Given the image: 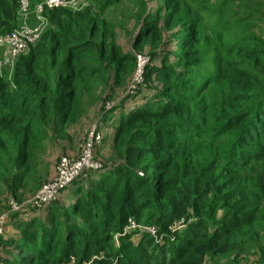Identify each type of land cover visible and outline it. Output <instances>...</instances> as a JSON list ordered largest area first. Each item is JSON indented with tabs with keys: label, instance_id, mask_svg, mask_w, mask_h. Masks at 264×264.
<instances>
[{
	"label": "trees",
	"instance_id": "1",
	"mask_svg": "<svg viewBox=\"0 0 264 264\" xmlns=\"http://www.w3.org/2000/svg\"><path fill=\"white\" fill-rule=\"evenodd\" d=\"M20 1L0 0V36L23 22ZM129 1L133 47L164 36L174 45L146 70L162 87L147 86L149 104L120 118L114 144L122 165L78 178L60 195H71L68 205L32 208L20 189L37 141L66 131L93 78L122 85L132 71L134 58L102 17ZM155 1L46 9L40 40L13 68L0 62V187L9 212L11 199L23 205L9 215L19 234L0 238V264H206L232 253L264 264V37L257 35L264 21L253 8L238 13L241 0H222L234 16L227 31L236 33L217 34L212 67L200 79L202 13L213 0ZM131 218L154 227L156 238L140 231L137 243L125 236L118 248L113 236Z\"/></svg>",
	"mask_w": 264,
	"mask_h": 264
},
{
	"label": "rangeland",
	"instance_id": "2",
	"mask_svg": "<svg viewBox=\"0 0 264 264\" xmlns=\"http://www.w3.org/2000/svg\"><path fill=\"white\" fill-rule=\"evenodd\" d=\"M159 2L157 6L161 4V0H156ZM31 5L33 3L38 4L36 0H30ZM241 6L236 8V11L240 14L246 12L247 8H253V10L261 15V20L264 21V0H241ZM192 5L197 4V0L191 1ZM34 5V6H35ZM234 6L233 4L231 5ZM219 8L222 10L219 12ZM136 11L134 3L129 1L128 3L120 4L117 7L105 10L103 14V19L111 25V32L114 35V39L118 42L121 50L124 54L130 55L134 58V61L130 63L131 72H126L121 77V82L125 80L124 84H117L115 79H107V75L94 79V83L85 88V95L82 100H78V111L71 121L70 125L67 127L64 133H61L59 137H54L53 139H43L36 143V149L34 150L31 158V173L25 180L23 187L20 189L24 197V203L32 207L33 199L36 197L41 188L53 182L57 177V166L61 158L69 157L72 160H79L82 156V146L85 144L83 137L84 133L92 127L95 121L99 120L100 125H98V130L101 129V140L96 147L94 158L101 163L102 168L98 171L104 170L106 166L116 167L117 165L124 162V160H118L116 156L114 138L117 132L119 120L122 116L128 115L130 112L135 110L137 107H145L149 104L152 99L151 93H147V86L151 89L158 90L162 87L159 81L151 78H146V70L151 65L159 64L161 58L158 55L164 50L175 51L174 45L170 46L167 43V37L159 38L156 41L148 40L144 44L133 47V40L137 36V30L135 25V20L133 12ZM205 17L204 21L201 23L203 29V40L200 43V51L202 57L205 59L206 64L201 65L196 70L198 71L199 78L207 76V72L212 67L213 61V43L217 40V34H222L224 38H228L235 35V30L231 29L227 31V27L234 21L233 12L230 6H223L222 0H213L209 6V10H205L202 13ZM258 31V30H257ZM259 36L264 37V24H260V30L258 31ZM137 55H145L149 57L144 74L139 78L140 86L135 90L134 93L128 94L126 92L130 82L135 75L137 77L138 65H137ZM9 61V58L4 49L0 52V62L4 69L7 70V66L3 65L5 62ZM11 70V68H10ZM107 79V80H106ZM147 80V82H146ZM107 81V82H106ZM132 89V88H131ZM130 89V90H131ZM150 99V100H149ZM119 102H115V101ZM116 109H106L110 104H114ZM105 107V111L103 108ZM92 172V171H90ZM88 172L85 177L90 173ZM97 172V171H94ZM139 175L141 177L145 176V172L140 170ZM71 195L62 196L58 198V203L61 205H68ZM10 195L7 190L0 187V219L3 215H9L14 213L8 211V200ZM11 201V200H10ZM72 203V202H71ZM63 205V206H64ZM33 208V207H32ZM18 220L23 218H17ZM130 220H133L137 227L126 232L129 226ZM14 221L8 219L6 227L4 229L5 236H17L19 230L13 223ZM128 224L121 233H116L113 236V243L116 247H121V238L125 236H131L126 238L127 241L138 242L141 237L138 236L137 232L147 231L152 236L156 238V230L154 232L150 231L148 228L139 224L135 219H129ZM176 227H182V224L175 223ZM173 231V240L175 237L176 230ZM159 239L157 238V241ZM99 255L93 256V260H97ZM254 257L248 256L243 253L241 256H237L235 253L226 256H220L211 258L206 264H252Z\"/></svg>",
	"mask_w": 264,
	"mask_h": 264
},
{
	"label": "built area",
	"instance_id": "3",
	"mask_svg": "<svg viewBox=\"0 0 264 264\" xmlns=\"http://www.w3.org/2000/svg\"><path fill=\"white\" fill-rule=\"evenodd\" d=\"M87 5L88 0H39V3L32 8L30 0H21L20 11L23 22L17 29L0 36V52L2 49L5 50L9 58L10 65L13 68L18 57L26 52L31 45H35L44 33L48 24V20L44 16L46 9L53 10L55 8L73 7L76 11H78L84 9ZM148 61V56L137 55L138 78L135 79L134 75L132 83L130 82L126 90L128 94L134 93L141 85L139 78L143 76L144 69ZM115 102L119 101L116 100ZM114 107L115 103L111 105L109 104L106 109L109 111L110 109H114ZM98 125L99 122H95L87 133H84L83 140L85 144L82 146V156L79 160H72L69 157L61 158L57 166L56 179L41 188L36 197L33 199V208L42 209L46 205L57 201L61 193L72 185L78 178L85 176L90 171H98L102 168L101 163L94 158L96 147L101 140V129L98 130ZM9 205L10 211L14 213L19 212L23 206L14 199H11ZM8 219L7 215H3L0 219V238L4 235V229ZM136 227V223L133 220H130L125 233ZM148 229L152 232L155 231L154 227H150ZM102 258V256H98V260Z\"/></svg>",
	"mask_w": 264,
	"mask_h": 264
}]
</instances>
